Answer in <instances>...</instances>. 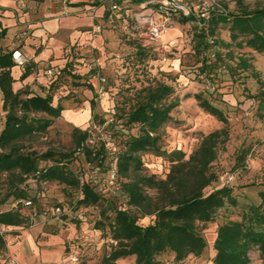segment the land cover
<instances>
[{
    "label": "rangeland",
    "instance_id": "obj_1",
    "mask_svg": "<svg viewBox=\"0 0 264 264\" xmlns=\"http://www.w3.org/2000/svg\"><path fill=\"white\" fill-rule=\"evenodd\" d=\"M175 1L187 13L192 11L198 17H207L208 10L216 5L226 7L229 13L239 10V0ZM68 2L80 6L72 9L70 14H63V17L75 21L80 30L86 32V38L61 46L67 70L57 69L60 77L55 92L56 95L62 92L59 101L65 105L70 99H92V118L87 125L78 128L88 132L84 145L89 149L103 146L102 158L89 162L82 149L74 143V127L63 124L59 119L46 132L32 135L24 141L23 152H71L72 157L67 159V164L74 177L81 183L89 182L113 205L125 208L121 179L116 173V157L124 149L127 137L138 133V126L130 128L125 124V113L133 104L135 91L156 83L172 86L174 92L168 101L178 100V105L170 112L169 121L160 131L161 151L180 150L187 159L204 136L223 131L220 140H225L218 145L216 159L210 168L217 180L204 193L227 187L234 203H226L216 213L214 223L201 229L207 246L199 257L191 255L176 262L173 254L163 253L156 259L159 264H213L217 228L228 222L241 221L250 206L261 204L259 193L264 191V110L259 108V100L253 97L264 90V86L258 83H264V55L232 45L220 51L223 54L226 50L233 52L234 62L230 64L235 63L239 56L248 60L250 66L247 70L238 69L231 75L220 68L214 69L210 76L199 75L200 63L193 56L191 42L194 24H179L178 16L174 15L187 14L167 6L165 0H68L60 3L68 5ZM239 2L247 10L264 4V0ZM151 22L168 26L157 42L149 40ZM227 29L228 26L220 27L219 38L230 43ZM140 43L148 44L142 56L136 55V46ZM208 54L213 57L212 51ZM44 71L47 75L48 69ZM73 76L79 79H73ZM87 84L92 85V90ZM197 94L220 110L227 122L221 123L203 111L194 99ZM141 162L143 168L138 172L142 175L164 179L169 171V163L151 153L142 154ZM52 164V161L41 162L39 166ZM9 187L8 180L1 177L2 196ZM20 187L27 193L24 202L11 196L0 206V211L20 209L25 215V223L20 227L0 226L7 249L16 241L31 239L32 234V242L25 245L23 254L26 252L25 255L33 258L35 264L42 262L38 251L42 259L48 258L45 264H100L112 242L95 229L99 220L98 207L75 212L70 207H74L80 192L56 182L38 183L29 178ZM30 198H34L32 203L28 202ZM57 206L63 215L55 218L51 211ZM33 209L37 215L29 221ZM43 210L49 213L45 219L40 217ZM153 220L154 217H144L138 220V224L145 227ZM249 258V264H262L256 249L249 252ZM4 264H14L9 250ZM118 264H136L135 257L121 259Z\"/></svg>",
    "mask_w": 264,
    "mask_h": 264
},
{
    "label": "trees",
    "instance_id": "obj_2",
    "mask_svg": "<svg viewBox=\"0 0 264 264\" xmlns=\"http://www.w3.org/2000/svg\"><path fill=\"white\" fill-rule=\"evenodd\" d=\"M239 1L236 13H229L226 7L216 5L208 10L207 17H198L192 11L187 15H174L178 16L179 24H194L191 42L193 56L200 63L199 75L210 76L214 69L220 68L231 75L238 69L247 70L250 66L248 60L239 56L235 63L230 64L234 62L233 52L226 50L223 54L220 51L232 45L264 55V4L247 10ZM224 26H228L230 43L219 38L218 30ZM147 45L138 44L136 55L142 56ZM209 51H212L213 57L208 54ZM14 66L12 53L0 52V93L5 112L0 132V178H6L10 183L7 193L4 196L0 193V206L11 196L24 202L27 193L20 186L29 178L38 183L56 182L80 192L74 207H70L75 212L98 207L99 220L95 229L112 242L100 264H118L119 260L128 257H135L136 264H159L156 258L163 253L173 254L176 262L191 255L199 257L207 246L201 229L214 223L216 213L226 203H234L231 190L227 187L204 193L217 180L210 168L216 159L218 145L225 140H220L223 131L204 136L187 159L180 150L170 153L161 151L160 131L169 121L170 112L178 105V100L168 101L174 92L173 87L156 83L135 91L133 104L125 113V124L130 128L138 126V133L127 137L124 149L116 157V173L121 179L120 190L126 205L125 208L117 207L89 182L81 183L74 177L67 164V159L72 157L71 152H23L24 141L32 135L46 132L61 116L62 107L52 105L51 95L40 97L29 96L26 92L14 93L10 73ZM66 70L67 66L62 69L63 72ZM72 78L79 79L78 76ZM258 83L264 86L262 81ZM87 85L92 90V85ZM253 98L259 100V108L264 110V90ZM194 99L203 111L221 123L227 122L223 113L202 95L197 94ZM73 131L74 143L82 149L88 161H100L103 146L89 149L84 145L88 132L78 127H74ZM145 153L162 157L169 163L164 179L138 172L143 168L141 155ZM48 161L53 164L39 166L41 162ZM259 197L261 204L250 206L241 221L228 222L217 228L213 264H249V252L253 249L258 251L264 264V191L259 193ZM33 199L28 202L32 203ZM24 216L20 209L0 211V226L20 227L25 223ZM144 217H154L153 223L145 227L139 225L138 220ZM7 254L5 239L0 234V264H4Z\"/></svg>",
    "mask_w": 264,
    "mask_h": 264
},
{
    "label": "crops",
    "instance_id": "obj_3",
    "mask_svg": "<svg viewBox=\"0 0 264 264\" xmlns=\"http://www.w3.org/2000/svg\"><path fill=\"white\" fill-rule=\"evenodd\" d=\"M19 1L21 0H0V52L19 51L28 60L23 67L14 66L10 70L13 92H26L29 96L40 97L51 95L52 105L59 104L62 107L61 116L58 119L63 124L73 127L87 125L94 109L92 99H70L65 105L59 101V94L62 92L57 95L55 92L59 79L57 69L62 70L67 66V62L61 56L63 53L61 46L64 43L69 44L86 38V32H82L75 21L63 17V14H70L72 9L78 7L73 6L78 3L68 2V5H62L60 2L66 3L68 0H43L42 2L25 0L26 8H29L25 12L26 8L18 9ZM47 69L56 70L55 75H46L44 70ZM2 104L0 93V132L3 129L5 117ZM19 232L22 233V231ZM32 239L31 234V239L16 241L8 247L14 264H35L33 258L25 255L26 252L23 254L25 245L32 242ZM38 254L42 262L37 263H47L48 258L42 259L39 251Z\"/></svg>",
    "mask_w": 264,
    "mask_h": 264
},
{
    "label": "built area",
    "instance_id": "obj_4",
    "mask_svg": "<svg viewBox=\"0 0 264 264\" xmlns=\"http://www.w3.org/2000/svg\"><path fill=\"white\" fill-rule=\"evenodd\" d=\"M165 4L167 6H171L174 7V9H178V10H182L183 12H185L186 14H188L186 12V10L184 9L183 6H180L176 3L175 0H165ZM27 7L26 5V1L25 0H21L19 1V5H18V9L23 10ZM167 24L166 23H150V28H149V40L153 41V42H157L160 40V38L162 37V35L164 34V32L167 30ZM12 59L14 61L15 66H19V67H23L24 65H26V63L28 62L27 58L25 56H23L19 51H14L12 53ZM47 75L49 76H54V69H48L47 71ZM26 204H28V202H26ZM61 213V209L60 208H55L51 211V214L55 217L58 218V215ZM37 213L36 211L33 209V211H31L28 220L32 221V219L34 217H36ZM49 216V213L47 211H42L40 212V217L45 219L46 217Z\"/></svg>",
    "mask_w": 264,
    "mask_h": 264
}]
</instances>
